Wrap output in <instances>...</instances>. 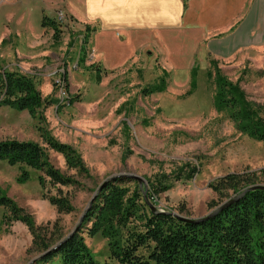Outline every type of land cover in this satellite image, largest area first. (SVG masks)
Returning a JSON list of instances; mask_svg holds the SVG:
<instances>
[{"label":"rangeland","instance_id":"rangeland-1","mask_svg":"<svg viewBox=\"0 0 264 264\" xmlns=\"http://www.w3.org/2000/svg\"><path fill=\"white\" fill-rule=\"evenodd\" d=\"M51 9L50 18L62 17L60 33L43 37L27 57L14 52L3 66L29 76L49 100L39 109L42 117L3 104L0 83V140L37 142L73 181L55 185L46 178L42 186L41 171L0 160V196L29 215L41 236L51 242L76 231L96 192L113 176H125L131 189L137 186L148 207L187 218L208 214L246 188L264 186V141L239 132L228 110L216 103L219 86L232 85L264 124V0H249L227 30L235 32L244 19L243 43L235 51H229L221 30L211 36L190 30L130 34L126 43L121 30L94 36L109 63L98 61L92 49L94 25L70 12L63 0L52 1ZM155 84L159 90L144 91ZM47 136L74 148L86 173L68 169L63 155L46 144ZM227 175H238L241 183L230 189L217 185L215 191L211 185ZM58 191L71 212L58 213L44 198ZM138 225L132 219L124 229ZM81 233L97 264H115L107 237L88 236L85 228ZM32 237L22 220L0 206V264H33L41 253Z\"/></svg>","mask_w":264,"mask_h":264},{"label":"trees","instance_id":"trees-1","mask_svg":"<svg viewBox=\"0 0 264 264\" xmlns=\"http://www.w3.org/2000/svg\"><path fill=\"white\" fill-rule=\"evenodd\" d=\"M61 25L62 22L55 18L42 17L41 26L50 27L55 36L60 33ZM0 83L6 97L3 104L20 111L27 110L33 118L42 117L39 109L49 100L41 97L29 76L3 70ZM159 89L160 86L155 84L144 91ZM216 103L218 108L228 110L229 118L239 132L264 141L263 121L248 103L242 104L232 85L219 86ZM45 142L63 155L68 169L78 174L86 173L84 162L74 148L50 136L45 137ZM0 160L41 171L42 186L46 178L55 185L73 184L72 179L50 163L45 149L34 141L0 140ZM194 172L192 167L189 175ZM23 174L26 178L27 174ZM126 180L125 176H113L103 182L84 212L79 228L69 236L51 242L50 237L45 239L40 235L41 227L38 228L12 199L0 196V206L22 220L32 233V246L41 253L33 264H97L81 233L83 228L88 236L100 232L108 238L115 264H264V189L249 190L216 215L194 223L181 221L167 210L152 212L137 186L133 189L125 186ZM240 180L238 175H227L217 179L211 187L215 191L217 185L230 189L233 183H241ZM168 187L169 184L164 185L161 191ZM44 198L58 213L72 211L69 200L59 191L57 195ZM132 219L139 221L138 227L125 230Z\"/></svg>","mask_w":264,"mask_h":264},{"label":"crops","instance_id":"crops-1","mask_svg":"<svg viewBox=\"0 0 264 264\" xmlns=\"http://www.w3.org/2000/svg\"><path fill=\"white\" fill-rule=\"evenodd\" d=\"M55 0H0V72L8 66L13 55L27 57L40 47L41 40L53 31L41 26L43 16L52 12L51 2ZM68 10L75 16L94 25L91 44L98 61L106 60L100 48H97L95 35L112 34L114 31L125 33L123 43L129 41L130 34L145 32L182 30L199 31L204 36L216 32H225L229 51H235L242 45V24L240 21L233 33H227L232 22L239 16L249 0H79L81 10L71 0H63ZM240 30V33H239ZM238 31V32H237ZM237 32V33H236ZM230 34V35H228ZM234 35L238 37L234 38ZM93 40V41H92ZM235 40V43H234ZM203 41V40H201ZM227 42V41H226ZM237 42V43H236ZM233 43L235 45H233ZM102 64L108 69L109 66ZM114 69V64H111ZM118 65V64H117Z\"/></svg>","mask_w":264,"mask_h":264},{"label":"water","instance_id":"water-1","mask_svg":"<svg viewBox=\"0 0 264 264\" xmlns=\"http://www.w3.org/2000/svg\"><path fill=\"white\" fill-rule=\"evenodd\" d=\"M253 189H264V186L257 185V186H252V187L246 188L243 191H241L240 193L232 196L231 198H229L228 200H226L225 202H223L222 204H220L218 207H216L215 209H213L208 214H206V215H204L202 217H198V218H187V217H183V216H180V215H177V214H174V213H172V214L175 215L181 221H185V222H188V221L199 222L200 220H203L205 218L214 216L219 211H221L223 208H225L226 206H228L229 204H231L232 202H234L235 200H237L238 198H240L241 196H243L246 192H248L249 190H253ZM148 205H149L150 210L152 212H154V213H156V212H164V210L158 209L156 206H154V205H152L150 203H148Z\"/></svg>","mask_w":264,"mask_h":264},{"label":"built area","instance_id":"built-area-1","mask_svg":"<svg viewBox=\"0 0 264 264\" xmlns=\"http://www.w3.org/2000/svg\"><path fill=\"white\" fill-rule=\"evenodd\" d=\"M57 21L62 22V17L57 15ZM62 95H64V93H62ZM62 97L65 98V96H62Z\"/></svg>","mask_w":264,"mask_h":264},{"label":"bare ground","instance_id":"bare-ground-1","mask_svg":"<svg viewBox=\"0 0 264 264\" xmlns=\"http://www.w3.org/2000/svg\"><path fill=\"white\" fill-rule=\"evenodd\" d=\"M242 197V196H241ZM224 209V208H223ZM220 212V211H219ZM216 215V214H215ZM212 217V216H211ZM208 218H210V217H208ZM208 218H205V219H203V220H200L199 222H201V221H204V220H206V219H208ZM188 222H192V221H188ZM194 223H197V222H194Z\"/></svg>","mask_w":264,"mask_h":264}]
</instances>
